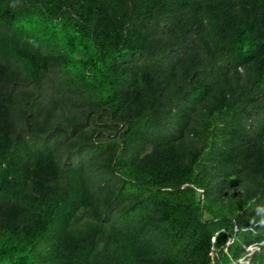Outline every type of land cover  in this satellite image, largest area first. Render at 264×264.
<instances>
[{"label": "trees", "instance_id": "16d2710c", "mask_svg": "<svg viewBox=\"0 0 264 264\" xmlns=\"http://www.w3.org/2000/svg\"><path fill=\"white\" fill-rule=\"evenodd\" d=\"M263 243L264 0H0V264Z\"/></svg>", "mask_w": 264, "mask_h": 264}, {"label": "rangeland", "instance_id": "374dc122", "mask_svg": "<svg viewBox=\"0 0 264 264\" xmlns=\"http://www.w3.org/2000/svg\"><path fill=\"white\" fill-rule=\"evenodd\" d=\"M251 250H252V248H251ZM241 263H243V264H247V262H244V261H242Z\"/></svg>", "mask_w": 264, "mask_h": 264}, {"label": "water", "instance_id": "95a60500", "mask_svg": "<svg viewBox=\"0 0 264 264\" xmlns=\"http://www.w3.org/2000/svg\"><path fill=\"white\" fill-rule=\"evenodd\" d=\"M264 244V243H263ZM248 264V263H247Z\"/></svg>", "mask_w": 264, "mask_h": 264}]
</instances>
